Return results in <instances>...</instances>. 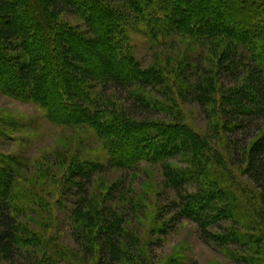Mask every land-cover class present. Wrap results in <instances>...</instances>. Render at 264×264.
Here are the masks:
<instances>
[{
  "label": "trees",
  "instance_id": "1",
  "mask_svg": "<svg viewBox=\"0 0 264 264\" xmlns=\"http://www.w3.org/2000/svg\"><path fill=\"white\" fill-rule=\"evenodd\" d=\"M69 15L83 25L72 23ZM134 32L155 42L184 36L205 44L224 43L215 69L203 66L196 73L197 82L184 86L192 88L181 87V92L205 105L211 102V83L206 78L210 73L232 84L225 90L221 119L234 146L225 137L218 142L245 159L244 171L256 192L243 187L221 153L188 125L153 121L155 110L172 112L147 87L170 88L173 77L157 65L143 69ZM200 65L194 68L189 63L184 70L180 64L175 69L178 79L188 84L184 76L193 75L187 73ZM0 77L10 78L0 82L1 90L34 95L52 121L94 128L109 146L112 165L139 161L145 156L142 146L149 147L154 160L187 159L186 168L164 167L176 197L167 205L164 231L174 219L186 218L197 224L207 242L254 245L264 251V0H0ZM160 95L167 102H178L172 92ZM116 130L122 132L124 142L112 139ZM1 160L0 255L12 264H23L28 248L40 238L17 220L13 201L22 197L26 185L20 178L17 181L20 172L9 157ZM104 167L91 161L71 166L68 183L79 210L85 209L94 173ZM14 186L17 194L12 193ZM242 217L251 233L225 227L228 221L240 224ZM123 228L116 217L114 222H101L91 238L83 236L90 252L98 253L97 264H120L124 244L130 241ZM47 244L49 248L51 243ZM56 246L55 255L62 257L64 245Z\"/></svg>",
  "mask_w": 264,
  "mask_h": 264
},
{
  "label": "rangeland",
  "instance_id": "2",
  "mask_svg": "<svg viewBox=\"0 0 264 264\" xmlns=\"http://www.w3.org/2000/svg\"><path fill=\"white\" fill-rule=\"evenodd\" d=\"M144 12L147 15L145 9ZM68 19L75 25H83L77 16L69 15ZM193 20L198 22V19ZM131 36L137 41L135 48L143 69L157 65L173 77L170 88L165 85L147 87L156 98L169 104L167 109L172 112L155 110L151 116L153 121L166 120L188 125L203 136L216 152L221 153L227 167L243 187L256 192L253 182L245 174V159H238L237 153L228 145L218 142L224 137L228 142L230 138L224 131L221 114L227 94L225 90L232 84L215 79L216 72L210 73L206 78L208 84L211 83V102L205 105L187 99L181 92V87L183 91L192 88L184 86H193L197 82L200 75L196 73L203 66L215 69L224 43L218 39V42L205 44L184 36H171L155 42L144 33L136 32ZM189 63H193L194 68L197 64L201 65L187 73V76L193 73L190 77L184 76L185 80L189 79L187 84L178 79L175 69L181 64L185 67L180 68L186 70ZM7 80L10 81V78L0 77L2 83ZM162 89L164 91L158 93ZM11 91L14 95L0 89V160L8 156L21 173L17 181L20 178L26 189H21V200L13 201L17 207L16 218L28 233L40 238L36 246L28 248L23 264H97L98 253L90 252L88 242L82 241L83 236L91 238L92 231L97 233L100 230L101 222H114L116 217L122 221L126 236H130V241L124 244L126 257L120 264H264V251L260 252L254 245L241 248L232 243L220 245L205 241L191 219H174L165 231L161 228L168 217L167 205L176 198L166 180L164 167L169 164L177 169L186 168L190 166L187 159L172 157L154 160L150 157L149 147L145 149L146 146H142L145 156L139 161L127 166L112 165L109 163V146L94 128L56 123L49 118L44 104L33 100L34 95ZM171 92L177 95L178 102H167L166 97L160 95ZM15 95L27 99H19ZM140 116L145 117L143 114ZM114 132L111 137L124 142L122 132ZM230 142L229 145L234 146V141ZM115 148L113 151L117 155ZM77 161H91L105 166L94 173L88 187V201L82 211L76 205V198L71 196L73 186L68 183L70 168ZM16 189L14 186L12 193ZM241 223L237 225L228 221L224 225L242 233H251L250 227L244 226V221ZM252 233L255 234L254 231ZM41 236L44 238L41 239ZM58 242L65 247L62 257H57L54 252ZM47 243H51L49 248ZM0 264L12 263L0 255Z\"/></svg>",
  "mask_w": 264,
  "mask_h": 264
}]
</instances>
